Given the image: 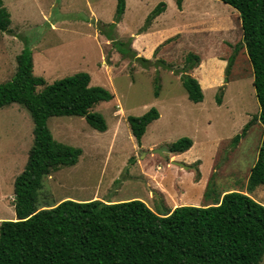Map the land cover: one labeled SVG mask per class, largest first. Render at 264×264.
Returning <instances> with one entry per match:
<instances>
[{
    "label": "rangeland",
    "instance_id": "rangeland-1",
    "mask_svg": "<svg viewBox=\"0 0 264 264\" xmlns=\"http://www.w3.org/2000/svg\"><path fill=\"white\" fill-rule=\"evenodd\" d=\"M1 2L10 24L0 31V83L11 79L16 55L27 49L33 73L47 83L85 71L90 85L112 94L92 109L104 117V131L90 127L82 116L47 119L55 140L82 153L75 164L43 178L41 204L64 198H139L158 211L208 204L225 190L246 192L263 126L251 63L239 45L240 18L232 6L221 0H183L179 9L174 0H125L115 21L117 0ZM159 2H165V10L147 21ZM116 42L134 57L120 53ZM189 52L199 57V64L187 71L202 90L197 102L187 97L180 80ZM151 107L159 115L137 140L126 118ZM33 130L24 106L0 107V221L16 217L13 182L26 164ZM236 134L241 135L234 142ZM181 137L190 138L191 146L179 153L167 151ZM156 148L162 153L153 152ZM249 194L264 205L263 186Z\"/></svg>",
    "mask_w": 264,
    "mask_h": 264
},
{
    "label": "trees",
    "instance_id": "trees-1",
    "mask_svg": "<svg viewBox=\"0 0 264 264\" xmlns=\"http://www.w3.org/2000/svg\"><path fill=\"white\" fill-rule=\"evenodd\" d=\"M174 1L181 9L183 0ZM221 1L238 12L242 31L239 45L251 63L258 118L263 126L246 192L225 190L208 204H181L158 211L139 198H64L41 204L43 178L62 166L75 164L82 153L79 147L55 140L47 119L82 116L90 127L104 131V117L92 109L96 103L110 100L112 94L102 86L90 85L85 71L47 83L33 73L32 53L25 49L16 55L11 79L0 83V107L18 103L29 111L34 123L26 164L13 182L16 217L0 221V264H259L264 255V205L249 193L257 186L264 187V0ZM124 9L125 0H117L115 21ZM164 10L165 2L157 3L147 21ZM9 24V13L0 0V31ZM122 44L116 42L114 47L133 58V51ZM198 64V55L187 53L180 75L187 97L194 102L201 101L203 94L198 80L187 71ZM158 115L151 107L140 116H127L137 140ZM246 128L247 124L242 131ZM240 135L236 134L233 141ZM191 144L190 138L181 137L169 149L179 153Z\"/></svg>",
    "mask_w": 264,
    "mask_h": 264
},
{
    "label": "water",
    "instance_id": "water-1",
    "mask_svg": "<svg viewBox=\"0 0 264 264\" xmlns=\"http://www.w3.org/2000/svg\"><path fill=\"white\" fill-rule=\"evenodd\" d=\"M167 151H170V149H168ZM153 152L162 153V149L161 148H156V149H153ZM173 162L176 163V164H180L181 166H184V165H182L179 162H175V161H173Z\"/></svg>",
    "mask_w": 264,
    "mask_h": 264
}]
</instances>
